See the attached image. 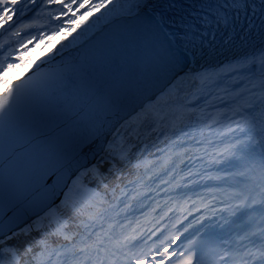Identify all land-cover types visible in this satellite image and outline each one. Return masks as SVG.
<instances>
[{"label":"snow or ice","instance_id":"snow-or-ice-1","mask_svg":"<svg viewBox=\"0 0 264 264\" xmlns=\"http://www.w3.org/2000/svg\"><path fill=\"white\" fill-rule=\"evenodd\" d=\"M257 20L264 0H0V264H264V47L200 63Z\"/></svg>","mask_w":264,"mask_h":264},{"label":"bare ground","instance_id":"bare-ground-1","mask_svg":"<svg viewBox=\"0 0 264 264\" xmlns=\"http://www.w3.org/2000/svg\"><path fill=\"white\" fill-rule=\"evenodd\" d=\"M103 23V22H102ZM4 39V37H0V41H3V39ZM264 47V46H263ZM262 48V47H261ZM258 49H260V48H258ZM257 51V49H254V50H252V51H250V52H248V53H246V54H243V55H237V56H235V57H233V58H231V59H229V60H226V61H224V62H222V63H218V64H216V65H210V66H207L206 67V71L203 73V76H208V75H215V72L217 71V68L215 67V66H218V65H221V64H227V63H230V62H233L236 58H241V57H244V56H246V55H250V54H252V53H254V52H256ZM37 55H42L41 53H35L34 54V56H33V59H35L36 58V56ZM224 70H226V69H224ZM29 70L28 69H19V70H17L15 73H10V75H12V76H14V77H16L17 75H20V76H23L24 74H26L27 72H28Z\"/></svg>","mask_w":264,"mask_h":264},{"label":"water","instance_id":"water-1","mask_svg":"<svg viewBox=\"0 0 264 264\" xmlns=\"http://www.w3.org/2000/svg\"><path fill=\"white\" fill-rule=\"evenodd\" d=\"M115 29H116V26L113 25L112 29L109 30V31H112V30H115ZM106 34H108V33L106 32V33L102 34V36L106 35ZM133 56H134V51H130L129 52V56H128V63L125 65L124 71H126V72L134 71L135 64H134ZM192 68H196V66L193 64ZM2 196H3V189H2V186H0V199H2Z\"/></svg>","mask_w":264,"mask_h":264},{"label":"rangeland","instance_id":"rangeland-1","mask_svg":"<svg viewBox=\"0 0 264 264\" xmlns=\"http://www.w3.org/2000/svg\"><path fill=\"white\" fill-rule=\"evenodd\" d=\"M2 39H3V38H2ZM37 53H41L40 50H38ZM37 53H36V54H37ZM41 54H42V53H41ZM33 56H34V54H33ZM13 78H15V77L13 76Z\"/></svg>","mask_w":264,"mask_h":264}]
</instances>
